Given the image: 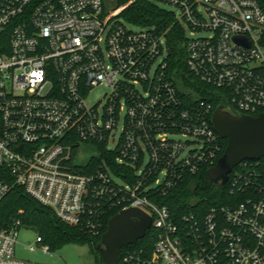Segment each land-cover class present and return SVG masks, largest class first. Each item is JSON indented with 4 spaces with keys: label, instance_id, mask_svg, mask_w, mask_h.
<instances>
[{
    "label": "built area",
    "instance_id": "built-area-1",
    "mask_svg": "<svg viewBox=\"0 0 264 264\" xmlns=\"http://www.w3.org/2000/svg\"><path fill=\"white\" fill-rule=\"evenodd\" d=\"M151 1L177 9L175 19L190 35L208 34L184 35L193 78L215 90L231 113H264V3ZM114 17L103 0H0V201L20 186L61 222L92 236L102 227L92 212L140 209L151 219L152 249L126 251L117 264H264L260 159L239 164L226 183L234 198L201 219L184 215L177 222L157 201L217 161L221 138L204 90L168 76L164 37L127 30ZM102 85L111 92L99 109L87 98ZM82 147L96 154L76 164ZM101 147L134 169L132 183L113 177L104 159L78 171L100 159ZM20 227L12 218L0 224V264H35L14 257ZM35 244L49 251L39 236Z\"/></svg>",
    "mask_w": 264,
    "mask_h": 264
},
{
    "label": "trees",
    "instance_id": "trees-1",
    "mask_svg": "<svg viewBox=\"0 0 264 264\" xmlns=\"http://www.w3.org/2000/svg\"><path fill=\"white\" fill-rule=\"evenodd\" d=\"M258 1L260 4L264 3V0ZM113 11L118 12V16L126 23L139 28L151 29L155 34L163 36L172 51V55L165 59L168 76L178 78L181 81L180 86L182 85L189 90L203 89L202 95L209 97L208 101L211 103L213 110L221 104V99L216 96L217 92L212 91L208 85L202 84L193 78L185 67V61L179 59L184 55L182 45L185 39V31L175 19L173 12L160 8L151 0H115ZM2 52L3 45L0 37V53ZM185 98L187 99L188 95ZM219 142L221 152L218 158H220L227 145L225 139H219ZM98 151L100 159H92V162H87L88 167L76 166L80 173L90 172L92 166L94 167L104 159L107 169L113 177L126 183L134 181L135 171L127 162L118 164L115 162V153L102 147ZM245 162L251 161L247 160ZM260 162H264V159H260ZM215 163L216 161L211 165L203 166L194 175H187L167 195L157 199V201L168 207L175 221L180 222L181 217L184 215H193L196 219H201L211 207L229 204L234 198L228 192V184L218 190L216 186L208 183L206 171ZM239 170L240 167L237 165L229 175V179L233 173ZM149 197L151 199V195ZM93 203L96 204L98 201H93ZM117 213L118 210L114 209L103 214L92 212L89 218L93 221L99 219L102 225L100 233L92 236L79 226L72 227L61 222L49 208L26 194L20 186H12L7 195L0 201V224H6L11 218L17 219L20 221L21 226L35 229L37 236L41 239V244L48 246L49 251H54L68 243H76L92 245V250L99 254L96 245L99 243L101 235L106 231L109 219ZM153 242L152 232H146L145 237L135 244L123 247L118 260L120 261L121 256L126 251H142L143 255H147L152 249ZM96 263L103 264L100 255L99 258L96 257Z\"/></svg>",
    "mask_w": 264,
    "mask_h": 264
},
{
    "label": "water",
    "instance_id": "water-1",
    "mask_svg": "<svg viewBox=\"0 0 264 264\" xmlns=\"http://www.w3.org/2000/svg\"><path fill=\"white\" fill-rule=\"evenodd\" d=\"M233 40L248 46L245 39L234 37ZM165 48L167 56H171L172 51L167 42ZM210 122L217 136L227 142L215 165L206 171L208 183L219 190L241 162L264 157V113L255 117L231 113L219 104L213 110ZM150 227V217L137 208L121 210L111 217L96 245L103 264H117L121 249L144 238Z\"/></svg>",
    "mask_w": 264,
    "mask_h": 264
},
{
    "label": "rangeland",
    "instance_id": "rangeland-1",
    "mask_svg": "<svg viewBox=\"0 0 264 264\" xmlns=\"http://www.w3.org/2000/svg\"><path fill=\"white\" fill-rule=\"evenodd\" d=\"M160 8L174 12L178 14V10L174 7L164 4L156 3ZM104 12L106 14H114V20L122 23L127 30L136 31L139 28L126 23L118 13H113L115 7V0H103ZM190 31L185 29L186 38L190 37H204L208 34L205 32H197L190 35ZM183 46V45H182ZM179 59L185 61V56L182 55ZM158 61V60H157ZM175 79V78H174ZM175 82L180 86L181 81L176 78ZM111 89L106 86H98L93 88L87 98V102L91 105L99 102V109L104 105L106 97L110 94ZM175 139L185 141L188 138L182 136H175ZM75 163L79 164L90 159L91 156L96 154L94 149H79L76 152ZM37 232L35 229L21 226L18 231V237L16 244L14 245V257L21 261H28L35 264H97L96 257L99 258V254L92 250V245L88 244H76L68 243L54 251L43 252L39 245L35 244ZM31 247L33 249H31Z\"/></svg>",
    "mask_w": 264,
    "mask_h": 264
}]
</instances>
